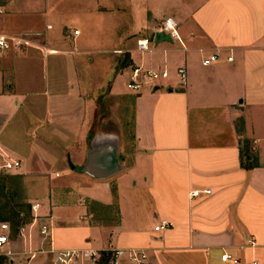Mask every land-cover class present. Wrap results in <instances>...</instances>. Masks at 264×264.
I'll use <instances>...</instances> for the list:
<instances>
[{
	"label": "crops",
	"instance_id": "crops-1",
	"mask_svg": "<svg viewBox=\"0 0 264 264\" xmlns=\"http://www.w3.org/2000/svg\"><path fill=\"white\" fill-rule=\"evenodd\" d=\"M165 17L182 46L156 38ZM0 36V164L19 161L0 176L5 264H50L58 249L97 255L70 264L112 249L123 264L128 249L145 264L261 260L264 0H3ZM133 66L168 77L132 92ZM93 140L115 143L113 175L76 170Z\"/></svg>",
	"mask_w": 264,
	"mask_h": 264
},
{
	"label": "built area",
	"instance_id": "built-area-1",
	"mask_svg": "<svg viewBox=\"0 0 264 264\" xmlns=\"http://www.w3.org/2000/svg\"><path fill=\"white\" fill-rule=\"evenodd\" d=\"M2 2L3 0H0V13L2 12ZM158 32H161L165 35H167L169 38H174L180 43V39L177 35L176 31V24L170 17H165L160 22V26L157 29ZM73 34H77V31H73ZM181 44V43H180ZM182 46V44H181ZM8 47V43L6 39L2 36H0V49H5ZM149 48V42L146 38L137 39L135 41V50L138 52H146ZM115 53H120V50L114 51ZM217 59V55L215 53L208 55L207 57L203 58L202 64L208 65L211 62L215 61ZM228 61L231 60V57H226ZM175 74L178 78V82L180 84L184 83L186 72L184 67L179 66L175 69ZM168 77V72L166 69H147L143 68L141 66H133L129 69L127 74V79L125 82V88L132 92H138L143 86H157L161 83V81L165 80ZM19 166V161H8L3 162L0 164V176L9 171L12 168H16ZM198 190H194L191 192L192 196H195L198 194ZM203 193H208L209 190H202ZM38 204L34 203L31 204L29 209L33 213L37 209ZM34 218V217H33ZM170 226V223L162 220L160 221L156 226L153 227L154 231L158 230H164L167 229ZM23 228L20 227L18 229V232H22ZM9 226L5 222L0 223V250L5 247L8 243L9 238ZM45 225H42V228L39 230L40 235H45ZM247 245L249 247H254L253 240H247ZM52 253V260L50 264H70L73 261L77 259H96L97 255L94 251H91L90 249H58V250H51L49 251ZM124 250L122 249H112L109 251V256L107 259V262L105 264H123L122 258L124 256ZM5 254H8L6 251ZM126 257L128 264H145V254L142 250L139 249H128L126 251ZM220 259L223 261H229L230 263L234 264L236 262V259L232 256H230L228 253H222L220 255ZM248 264H264V255L259 259H252L248 262Z\"/></svg>",
	"mask_w": 264,
	"mask_h": 264
},
{
	"label": "water",
	"instance_id": "water-1",
	"mask_svg": "<svg viewBox=\"0 0 264 264\" xmlns=\"http://www.w3.org/2000/svg\"><path fill=\"white\" fill-rule=\"evenodd\" d=\"M161 34V32H157L156 38H166ZM118 169L115 143L102 145L94 140L89 144L84 163L76 168L77 171L87 173L95 178H106L116 173Z\"/></svg>",
	"mask_w": 264,
	"mask_h": 264
},
{
	"label": "trees",
	"instance_id": "trees-1",
	"mask_svg": "<svg viewBox=\"0 0 264 264\" xmlns=\"http://www.w3.org/2000/svg\"><path fill=\"white\" fill-rule=\"evenodd\" d=\"M17 224H18L17 222H14L12 225H17ZM108 256H109V253H102L101 259L99 260V264H104L105 261H107ZM3 259H4L3 257H0V264H3V263H1V261H3Z\"/></svg>",
	"mask_w": 264,
	"mask_h": 264
},
{
	"label": "rangeland",
	"instance_id": "rangeland-1",
	"mask_svg": "<svg viewBox=\"0 0 264 264\" xmlns=\"http://www.w3.org/2000/svg\"><path fill=\"white\" fill-rule=\"evenodd\" d=\"M161 21H162V20H161ZM123 80H124V78H123V79H120V84H123V83H122ZM123 148H125V146H122V145H121V146H120V150H118V154H120V153L122 152ZM0 257H3V258H4V256L1 255V254H0ZM106 262H107V261H105V263H106ZM1 263L5 264V263H6V260L3 259V261H1ZM105 263H104V264H105Z\"/></svg>",
	"mask_w": 264,
	"mask_h": 264
}]
</instances>
